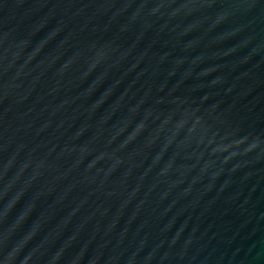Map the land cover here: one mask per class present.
I'll return each instance as SVG.
<instances>
[{
    "label": "water",
    "instance_id": "95a60500",
    "mask_svg": "<svg viewBox=\"0 0 264 264\" xmlns=\"http://www.w3.org/2000/svg\"><path fill=\"white\" fill-rule=\"evenodd\" d=\"M0 264H264V0H0Z\"/></svg>",
    "mask_w": 264,
    "mask_h": 264
}]
</instances>
